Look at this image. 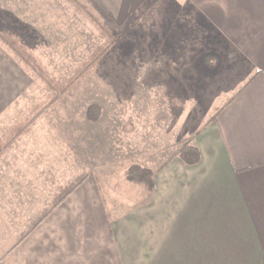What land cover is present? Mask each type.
Segmentation results:
<instances>
[{
  "label": "rangeland",
  "instance_id": "1",
  "mask_svg": "<svg viewBox=\"0 0 264 264\" xmlns=\"http://www.w3.org/2000/svg\"><path fill=\"white\" fill-rule=\"evenodd\" d=\"M64 1L66 28L29 31L37 45L0 22L2 34L14 35L13 47L0 42L21 73L0 111V264L60 189L82 175L108 218L131 212L138 198L148 201V189L130 183L128 171L138 166L155 176L251 78L228 54L223 33L197 30L166 0L119 21L91 1Z\"/></svg>",
  "mask_w": 264,
  "mask_h": 264
},
{
  "label": "crops",
  "instance_id": "2",
  "mask_svg": "<svg viewBox=\"0 0 264 264\" xmlns=\"http://www.w3.org/2000/svg\"><path fill=\"white\" fill-rule=\"evenodd\" d=\"M24 1L0 0V22L15 37L37 45L29 31L46 23L66 28L59 17L64 0ZM88 1L119 21L152 0ZM166 2L197 30L223 33L233 62L251 72L244 89L195 136L199 163L172 159L155 173L149 200L138 198L131 212L113 219L87 180L3 263L264 264V0ZM20 75L0 42V111L11 90L18 92Z\"/></svg>",
  "mask_w": 264,
  "mask_h": 264
},
{
  "label": "trees",
  "instance_id": "3",
  "mask_svg": "<svg viewBox=\"0 0 264 264\" xmlns=\"http://www.w3.org/2000/svg\"><path fill=\"white\" fill-rule=\"evenodd\" d=\"M75 4L76 6H80L76 0H70ZM87 14L90 15L91 20L96 22V20L93 18V16L88 13V11L85 10ZM13 36L12 34L10 35L9 32L5 31L4 34L0 32V40L4 42L7 46L13 47V44L11 43V37ZM13 40V38H12ZM15 43H18L19 40L14 39ZM13 49V48H12ZM21 55V54H20ZM25 60V58H24ZM177 157L188 167H192L196 164L199 163L201 155L198 150V148L194 145L191 144H186L184 145L178 152ZM87 179V176L82 175L78 177L73 183L66 187H62L58 193V195L55 197L53 201V205L51 209H46L43 211L37 219L32 222L30 225L29 229L23 233L19 239V244L23 242L35 229H37L46 219L47 217L51 214V211L58 207L61 203L65 201V199L71 195L73 191H75L85 180ZM127 179L130 183L138 185V186H145L148 190L153 191L155 189V183H154V174L152 171L141 168L138 166H133L129 171L127 175ZM101 198V197H100ZM102 205L104 207V203L102 200Z\"/></svg>",
  "mask_w": 264,
  "mask_h": 264
}]
</instances>
